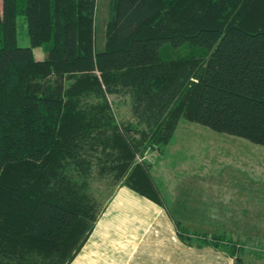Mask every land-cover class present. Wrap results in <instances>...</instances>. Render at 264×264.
I'll list each match as a JSON object with an SVG mask.
<instances>
[{
	"label": "trees",
	"instance_id": "obj_1",
	"mask_svg": "<svg viewBox=\"0 0 264 264\" xmlns=\"http://www.w3.org/2000/svg\"><path fill=\"white\" fill-rule=\"evenodd\" d=\"M96 4L0 0V264H70L105 208L94 173L160 203L136 158L182 120L264 146V0H110L101 51ZM115 94L139 129L116 121ZM177 228L238 263L239 243Z\"/></svg>",
	"mask_w": 264,
	"mask_h": 264
},
{
	"label": "crops",
	"instance_id": "obj_2",
	"mask_svg": "<svg viewBox=\"0 0 264 264\" xmlns=\"http://www.w3.org/2000/svg\"><path fill=\"white\" fill-rule=\"evenodd\" d=\"M105 1L108 15L110 0ZM106 23L107 20L105 27ZM102 44L103 49V40ZM34 54L37 59L44 58L40 49H35ZM178 128L179 124L175 133ZM173 141L175 139H172L169 145H172ZM236 142L239 141H234V145ZM245 153L249 161H243V164L235 158L230 161L233 169L228 171L203 169L200 172L195 170L170 173L165 178L170 177L172 181L166 184L159 181V184H155L158 193L162 194L160 203H155L126 186H118L98 217L89 238L70 264H236L235 259L221 248L185 243L178 235L177 225L184 227L192 234L207 236L229 234L231 238L228 240L237 243L247 242V245L239 243L241 247L248 248L249 244L250 246L264 245V210L261 211L256 207L257 202L264 201V182L261 184L255 182L260 177L264 181V171L261 172L264 168L258 170L264 164V159L261 161L257 159L264 155V149L251 148ZM219 177L234 180L232 185L229 183L231 185L229 191L233 190L234 195L239 193L242 187L244 190L247 188L261 189L263 193L258 191L256 193L262 196L244 198V201L240 202H237L238 198L234 197L235 205L231 206V211L234 212L226 213L222 209L223 198L219 196L221 193L225 194L226 191H222L221 188L198 185L200 183L198 180L196 182L198 186L189 187V189L195 188L197 193L203 196L197 197V204L193 208L182 206L181 193L185 189L179 186L181 183L184 184L185 179ZM177 178L179 180H174ZM241 179H243L242 184L246 186L239 188L236 180L240 182ZM204 194H207V197ZM249 199L257 200L253 202ZM262 205L264 206V203ZM240 208L244 210L237 216V209Z\"/></svg>",
	"mask_w": 264,
	"mask_h": 264
},
{
	"label": "rangeland",
	"instance_id": "obj_3",
	"mask_svg": "<svg viewBox=\"0 0 264 264\" xmlns=\"http://www.w3.org/2000/svg\"><path fill=\"white\" fill-rule=\"evenodd\" d=\"M95 19L96 50L101 51L103 45L102 40L104 43L103 29L107 20V4L105 0H99V2L97 1ZM17 45L19 47H25L29 45L24 16H18L17 18ZM186 51V48H183L180 50V54H184ZM108 100L110 102L111 109L116 118V121L119 124H132L136 129H139L135 124L136 121L131 111V100L128 96L122 94L109 95ZM174 139L175 141H173L172 145H169L168 147H164L162 149H146L143 158H141L140 156H137L136 158V160L140 163L142 160L146 161L150 176L154 184H159V181H163V183L165 184L169 181H172L170 177H165L170 175V173L174 171L189 172L199 170L200 172L203 169L211 171L223 169L228 171L230 169H233V166L230 165V161L234 160L235 158L241 163H243V161H249V157L246 156L247 154L245 153L247 149H264V146L255 145L249 142L248 140L226 134L215 133L201 125L189 123L183 120L179 123V128L173 137V140ZM234 141L239 142H236V144L234 145ZM209 147H211V149ZM257 159L261 161V159H264V155L261 158L257 157ZM263 168L264 164L258 170H262ZM263 171L264 169L261 172ZM254 179L252 180L253 182ZM174 180L179 179L177 178ZM198 180H200V183L198 185H203L205 187L221 188L222 191H226L225 194L221 193L219 195L223 198L222 205L224 206L222 209L226 213L234 212L231 211V206L235 205L234 197H237V202H240L244 201V198H250L256 195L262 196L260 194H257V191L259 193H263L261 189L258 188H253L252 190L247 188L244 190V188L241 187L239 193L234 195L233 190L229 191V188H231L232 182H234V180L232 178L229 179L228 177H219L213 179H185V181H183L184 184L181 183L179 186L185 189L181 193L183 207L193 208V206H196L197 204V197L203 196L201 193H197L195 188L191 190L189 189V187L198 186L196 183ZM242 181L243 179H241L240 182L236 180L237 187L240 188V186H246L242 184ZM248 181H250V179H248ZM255 182L261 184L264 181H262V178L260 177ZM109 183H111V180H100L99 176H97L95 173L93 174V177L91 179L89 194L97 202H99L102 207L107 205V203L110 201V199H108L110 197V194L114 193V190L117 188L112 185H109ZM229 183H231V185H229ZM155 189L157 190L156 187ZM204 196L207 197V194H204ZM158 198L161 200L162 194L158 193ZM256 200L257 199H249V201L253 202H256ZM199 203L204 205L202 202ZM262 203H264V201H260L259 203L257 202L256 205V207H258L261 211L264 210V206L262 205ZM243 210L244 208L237 209V216H239L238 213L242 212ZM236 221H238L237 218ZM177 230L179 235L180 230L178 228ZM223 237L229 239L231 238V235L225 233ZM194 243H196L195 240L191 242V244ZM238 243L247 245V242L245 241H239ZM221 244L226 245L225 243ZM248 246V248L246 246H242L240 248L236 247L238 250H240L237 251V257L239 258V261L236 264H264V245L259 244L258 246H250L249 244Z\"/></svg>",
	"mask_w": 264,
	"mask_h": 264
}]
</instances>
